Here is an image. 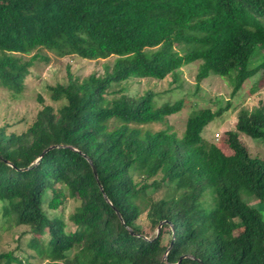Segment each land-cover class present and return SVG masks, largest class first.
Here are the masks:
<instances>
[{
	"label": "trees",
	"instance_id": "trees-1",
	"mask_svg": "<svg viewBox=\"0 0 264 264\" xmlns=\"http://www.w3.org/2000/svg\"><path fill=\"white\" fill-rule=\"evenodd\" d=\"M39 49L115 56L102 75L78 80L68 71L66 82L48 85L50 97L64 102L55 108L39 97L42 107L24 131L0 125L1 214L28 227L40 264H173L180 257L178 264H264V219L245 197L264 203V158L239 138L264 142V99L238 111L225 133L227 154L203 130L229 102L192 111L178 135L143 126L166 123L182 99L156 106L152 90L130 94L123 85L168 74L176 80L182 66L198 61L197 83L226 77L235 95L246 79L264 76V0H0V84L22 91L35 61L48 60ZM258 51L263 57L252 66ZM67 191L79 198L73 229L47 212L65 203ZM0 264L34 263L7 250Z\"/></svg>",
	"mask_w": 264,
	"mask_h": 264
},
{
	"label": "rangeland",
	"instance_id": "rangeland-1",
	"mask_svg": "<svg viewBox=\"0 0 264 264\" xmlns=\"http://www.w3.org/2000/svg\"><path fill=\"white\" fill-rule=\"evenodd\" d=\"M40 54L48 57L47 61L36 60L29 73L23 79V89L20 92H11L0 84V125H5L8 132L20 133L33 121L37 111L42 107L39 97L43 103L51 104L58 108L64 99L53 100L50 97L48 85L67 81V72L73 77L81 80L91 74L102 75L105 65L113 63L115 56L105 59H85L76 55L58 56L53 51L39 49ZM263 52H256L250 59V65L257 64L263 57ZM32 53L25 55L29 57ZM3 52H0V57ZM198 61L189 63L181 67L176 80L172 75H167L163 79L137 77L125 81L123 85L130 94H142L146 90H152L155 105L165 102L183 100V107L180 111L166 117V123L153 122L145 124L143 127L150 130L170 127L178 135L184 129L187 116L194 110L209 107L212 110L220 106H229L219 116L206 125L203 136L215 142L221 149L230 154L233 151L227 144L226 131L233 129L237 120V113L241 108L251 109L258 104L260 99H264V76L261 72L246 79L235 95H231L232 85L226 77L210 75L207 78L196 82L195 74ZM112 95L107 96V101ZM218 133L219 136L215 134ZM241 142L246 146L252 156L264 158V142L258 138L250 137L244 133L239 134ZM165 190L158 191L155 195H162ZM150 196V193H148ZM250 203L258 208L264 219V203L259 202L255 197L245 195ZM141 209L148 205L147 197L137 199ZM0 200V251L10 250L21 258H27L31 263L40 264L41 257L34 256V248L28 245L32 235L28 227L24 225H13L9 219L3 218L1 214ZM79 204V198L73 191H67L65 203L56 210H47L49 215L57 214L65 220L67 229H73L69 220V215ZM144 216V214H143ZM138 222L142 223V219ZM144 229L150 234L154 229H149L143 221ZM236 232V231H235ZM42 238H46V229L40 230ZM234 234V233H233ZM226 237H229L227 234ZM231 237V234H230ZM31 255V256H30ZM190 264V263H186Z\"/></svg>",
	"mask_w": 264,
	"mask_h": 264
},
{
	"label": "water",
	"instance_id": "water-1",
	"mask_svg": "<svg viewBox=\"0 0 264 264\" xmlns=\"http://www.w3.org/2000/svg\"><path fill=\"white\" fill-rule=\"evenodd\" d=\"M44 151H45V150H44ZM44 151H43V152H44ZM43 152H42V154H43ZM42 154H41V155H42ZM92 169H93V172H94V174H95V176H96V170H95L94 166H92ZM181 259H182V257L179 258L178 262L173 263V264H178V263L180 262Z\"/></svg>",
	"mask_w": 264,
	"mask_h": 264
},
{
	"label": "built area",
	"instance_id": "built-area-1",
	"mask_svg": "<svg viewBox=\"0 0 264 264\" xmlns=\"http://www.w3.org/2000/svg\"><path fill=\"white\" fill-rule=\"evenodd\" d=\"M215 135H216V136H219V134H218V133H216Z\"/></svg>",
	"mask_w": 264,
	"mask_h": 264
}]
</instances>
